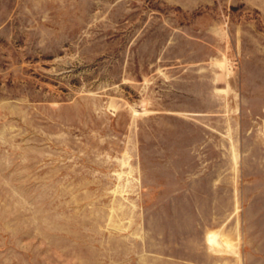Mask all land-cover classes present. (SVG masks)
Here are the masks:
<instances>
[{"label": "rangeland", "instance_id": "374dc122", "mask_svg": "<svg viewBox=\"0 0 264 264\" xmlns=\"http://www.w3.org/2000/svg\"><path fill=\"white\" fill-rule=\"evenodd\" d=\"M0 264H264V0H0Z\"/></svg>", "mask_w": 264, "mask_h": 264}]
</instances>
